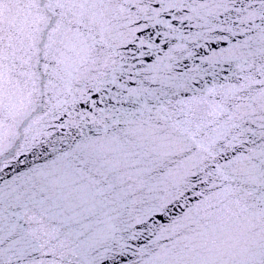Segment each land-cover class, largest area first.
<instances>
[{"label":"snow or ice","instance_id":"1","mask_svg":"<svg viewBox=\"0 0 264 264\" xmlns=\"http://www.w3.org/2000/svg\"><path fill=\"white\" fill-rule=\"evenodd\" d=\"M0 264H264V0H0Z\"/></svg>","mask_w":264,"mask_h":264}]
</instances>
